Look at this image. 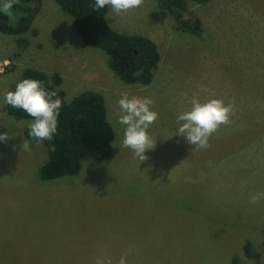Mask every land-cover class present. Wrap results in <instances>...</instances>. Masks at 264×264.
<instances>
[{
  "label": "rangeland",
  "instance_id": "374dc122",
  "mask_svg": "<svg viewBox=\"0 0 264 264\" xmlns=\"http://www.w3.org/2000/svg\"><path fill=\"white\" fill-rule=\"evenodd\" d=\"M11 17V13L9 14ZM200 37L175 31L154 0L105 20L122 34L142 35L160 61L146 85L122 82L103 54L82 42L53 0H40L28 30L0 33V256L7 264H264V0L187 2ZM57 73L65 102L95 91L114 133L111 155L85 156L75 175L40 180L42 144L23 149L31 119L3 110L4 94L23 68ZM203 87V90H202ZM148 96L158 119L140 161L124 147L121 92ZM196 96L234 101L231 122L199 149L177 135V116ZM3 263V262H1ZM4 263V264H6Z\"/></svg>",
  "mask_w": 264,
  "mask_h": 264
},
{
  "label": "trees",
  "instance_id": "16d2710c",
  "mask_svg": "<svg viewBox=\"0 0 264 264\" xmlns=\"http://www.w3.org/2000/svg\"><path fill=\"white\" fill-rule=\"evenodd\" d=\"M40 0H18L9 14L0 12V33L19 36L16 45L25 46L20 37L25 33L37 12ZM60 11L67 16L79 39L100 51L106 65L122 82L129 85H148L160 61L156 44L142 35L122 34L107 24V7L94 9L95 0H53ZM156 9L172 21L175 31L195 37L202 34L200 20L196 17H184L187 2L205 4L209 0H154ZM35 78L44 82V86L57 90L62 100L58 117V129L52 140L39 142L46 151V159L39 166L37 175L40 180H51L62 176L75 175L79 172L85 156L95 161H102L111 155V142L114 133L106 119L102 96L95 91H87L73 96L65 102L64 93L57 87L61 78L57 73L50 75L25 67L19 79L10 85L14 90L18 81ZM3 110L16 119H33L22 109L13 108L6 103ZM30 129H23V135L30 143H37L30 138ZM7 258L0 256V264ZM3 262V263H1ZM7 264V263H6Z\"/></svg>",
  "mask_w": 264,
  "mask_h": 264
},
{
  "label": "clouds",
  "instance_id": "9594fccd",
  "mask_svg": "<svg viewBox=\"0 0 264 264\" xmlns=\"http://www.w3.org/2000/svg\"><path fill=\"white\" fill-rule=\"evenodd\" d=\"M18 0H0V12L10 14ZM144 0H95L93 8L110 7L115 13H126L139 8ZM203 90V87H202ZM7 105L22 109L32 121L28 127V135L37 143L52 140L58 129V117L62 107V100L57 90H49L44 82L35 78H24L18 81L14 90L4 94ZM155 101L148 97L130 95L127 91L121 92L118 100L120 114L118 123L124 125L122 145L132 150L140 161L147 159L146 150L153 149L155 139L149 134V127L158 119V112L152 107ZM235 113L234 101L225 102L223 98L211 96L201 100L194 96L191 107L178 114L177 135L199 149L209 146V139L221 125L231 122ZM10 138L8 132L0 133V141ZM23 149L31 150L29 140H23ZM264 199V192H255L250 195L249 203L256 204ZM96 264H111V259L97 258ZM119 264H126V255H122Z\"/></svg>",
  "mask_w": 264,
  "mask_h": 264
},
{
  "label": "built area",
  "instance_id": "2783aa9c",
  "mask_svg": "<svg viewBox=\"0 0 264 264\" xmlns=\"http://www.w3.org/2000/svg\"><path fill=\"white\" fill-rule=\"evenodd\" d=\"M9 63L7 60L3 59V60H0V74H2L5 69L8 67Z\"/></svg>",
  "mask_w": 264,
  "mask_h": 264
}]
</instances>
